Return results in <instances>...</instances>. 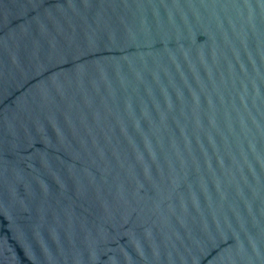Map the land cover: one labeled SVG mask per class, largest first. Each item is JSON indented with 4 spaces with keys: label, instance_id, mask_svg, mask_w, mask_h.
<instances>
[{
    "label": "water",
    "instance_id": "95a60500",
    "mask_svg": "<svg viewBox=\"0 0 264 264\" xmlns=\"http://www.w3.org/2000/svg\"><path fill=\"white\" fill-rule=\"evenodd\" d=\"M0 264H264V0H0Z\"/></svg>",
    "mask_w": 264,
    "mask_h": 264
}]
</instances>
